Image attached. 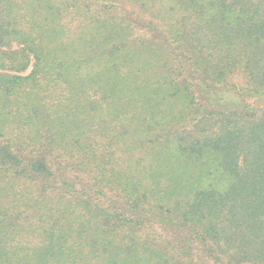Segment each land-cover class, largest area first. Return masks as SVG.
Wrapping results in <instances>:
<instances>
[{
  "label": "trees",
  "instance_id": "16d2710c",
  "mask_svg": "<svg viewBox=\"0 0 264 264\" xmlns=\"http://www.w3.org/2000/svg\"><path fill=\"white\" fill-rule=\"evenodd\" d=\"M0 264H264V0H0Z\"/></svg>",
  "mask_w": 264,
  "mask_h": 264
}]
</instances>
